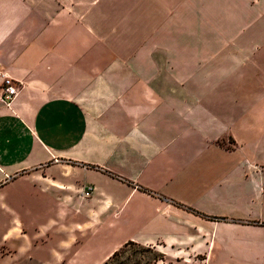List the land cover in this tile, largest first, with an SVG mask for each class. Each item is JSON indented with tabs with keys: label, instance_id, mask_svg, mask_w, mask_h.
<instances>
[{
	"label": "crops",
	"instance_id": "0c3cea01",
	"mask_svg": "<svg viewBox=\"0 0 264 264\" xmlns=\"http://www.w3.org/2000/svg\"><path fill=\"white\" fill-rule=\"evenodd\" d=\"M0 72V264H264V0H0Z\"/></svg>",
	"mask_w": 264,
	"mask_h": 264
},
{
	"label": "trees",
	"instance_id": "16d2710c",
	"mask_svg": "<svg viewBox=\"0 0 264 264\" xmlns=\"http://www.w3.org/2000/svg\"><path fill=\"white\" fill-rule=\"evenodd\" d=\"M163 260L164 255L155 248L144 247L129 241L115 251L103 264H157Z\"/></svg>",
	"mask_w": 264,
	"mask_h": 264
},
{
	"label": "built area",
	"instance_id": "2783aa9c",
	"mask_svg": "<svg viewBox=\"0 0 264 264\" xmlns=\"http://www.w3.org/2000/svg\"><path fill=\"white\" fill-rule=\"evenodd\" d=\"M0 88H1L0 101L6 106H10L11 102L18 93V87L16 83L12 78L0 72ZM92 192H93V188L91 186H86L82 190L81 195L87 198L90 197Z\"/></svg>",
	"mask_w": 264,
	"mask_h": 264
},
{
	"label": "rangeland",
	"instance_id": "374dc122",
	"mask_svg": "<svg viewBox=\"0 0 264 264\" xmlns=\"http://www.w3.org/2000/svg\"><path fill=\"white\" fill-rule=\"evenodd\" d=\"M7 221H8L7 218L0 216V235L4 231L6 226L8 225ZM159 264H183V263L182 262L176 263L174 261H171L170 259H167V260H164L163 263H159Z\"/></svg>",
	"mask_w": 264,
	"mask_h": 264
}]
</instances>
